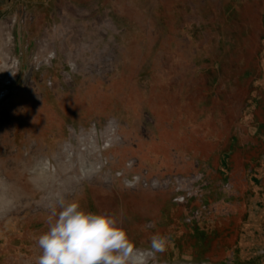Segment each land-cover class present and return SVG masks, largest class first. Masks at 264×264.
<instances>
[{"label": "rangeland", "instance_id": "374dc122", "mask_svg": "<svg viewBox=\"0 0 264 264\" xmlns=\"http://www.w3.org/2000/svg\"><path fill=\"white\" fill-rule=\"evenodd\" d=\"M261 78L264 0H0V264H38L61 199L136 264H264ZM143 169L204 175L201 217L116 176Z\"/></svg>", "mask_w": 264, "mask_h": 264}, {"label": "clouds", "instance_id": "9594fccd", "mask_svg": "<svg viewBox=\"0 0 264 264\" xmlns=\"http://www.w3.org/2000/svg\"><path fill=\"white\" fill-rule=\"evenodd\" d=\"M52 216L37 240L38 264H136V251L115 215L88 211L76 200L61 199ZM165 242L154 236L151 248L163 251Z\"/></svg>", "mask_w": 264, "mask_h": 264}, {"label": "built area", "instance_id": "2783aa9c", "mask_svg": "<svg viewBox=\"0 0 264 264\" xmlns=\"http://www.w3.org/2000/svg\"><path fill=\"white\" fill-rule=\"evenodd\" d=\"M134 166L131 160L127 167ZM118 178L123 179L124 184L129 188H152L154 190H172L173 201L177 204H184L192 198L197 199L201 203V209H193L187 218L188 222L201 217L205 208L203 204L200 183L202 184V174H192L183 176L181 174L172 173L163 176L150 174L146 169L134 175H125L122 172L116 174Z\"/></svg>", "mask_w": 264, "mask_h": 264}, {"label": "bare ground", "instance_id": "6f19581e", "mask_svg": "<svg viewBox=\"0 0 264 264\" xmlns=\"http://www.w3.org/2000/svg\"><path fill=\"white\" fill-rule=\"evenodd\" d=\"M14 64V63H13ZM12 69V68H11ZM109 140L110 139H105V141H107L108 143H109ZM104 141V142H105ZM90 146L91 147H93V146H96V138H95V136H92V138L90 139ZM90 147V148H91ZM35 173H37L38 175L37 176H41V175H51V173H50V171H49V167H48V165L47 164H43V165H41V167H39V168H37V170L35 171ZM52 176V175H51ZM50 177V176H49ZM44 182H45V180H44ZM44 185H46V184H44Z\"/></svg>", "mask_w": 264, "mask_h": 264}, {"label": "flooded vegetation", "instance_id": "af4514ba", "mask_svg": "<svg viewBox=\"0 0 264 264\" xmlns=\"http://www.w3.org/2000/svg\"><path fill=\"white\" fill-rule=\"evenodd\" d=\"M254 208H255L254 212H251L250 214H251V217L253 218V220L256 221L258 218V209L255 206H254Z\"/></svg>", "mask_w": 264, "mask_h": 264}, {"label": "trees", "instance_id": "16d2710c", "mask_svg": "<svg viewBox=\"0 0 264 264\" xmlns=\"http://www.w3.org/2000/svg\"><path fill=\"white\" fill-rule=\"evenodd\" d=\"M254 210H255V208H254V206H252L251 209H250V213L254 212Z\"/></svg>", "mask_w": 264, "mask_h": 264}, {"label": "crops", "instance_id": "0c3cea01", "mask_svg": "<svg viewBox=\"0 0 264 264\" xmlns=\"http://www.w3.org/2000/svg\"><path fill=\"white\" fill-rule=\"evenodd\" d=\"M263 79H264V78H261L260 81L262 82ZM260 81H259V83H260V85H261V82H260ZM208 173H210L209 170H208ZM203 177H204V175H203Z\"/></svg>", "mask_w": 264, "mask_h": 264}]
</instances>
